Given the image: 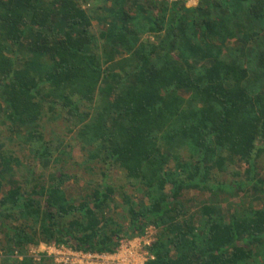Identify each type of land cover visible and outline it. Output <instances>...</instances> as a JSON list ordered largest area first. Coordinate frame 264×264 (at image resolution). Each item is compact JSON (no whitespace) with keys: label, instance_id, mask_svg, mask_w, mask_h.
I'll list each match as a JSON object with an SVG mask.
<instances>
[{"label":"trees","instance_id":"obj_1","mask_svg":"<svg viewBox=\"0 0 264 264\" xmlns=\"http://www.w3.org/2000/svg\"><path fill=\"white\" fill-rule=\"evenodd\" d=\"M0 123V264H264V0H0Z\"/></svg>","mask_w":264,"mask_h":264},{"label":"built area","instance_id":"obj_2","mask_svg":"<svg viewBox=\"0 0 264 264\" xmlns=\"http://www.w3.org/2000/svg\"><path fill=\"white\" fill-rule=\"evenodd\" d=\"M143 240L136 238L123 241L120 248L113 253L74 251L70 247H58L55 244L32 246L30 253L34 259L39 260L40 252L45 251L48 256L54 258L56 264H144L148 259L144 247L150 244V241L148 237ZM20 257L22 258V256Z\"/></svg>","mask_w":264,"mask_h":264},{"label":"rangeland","instance_id":"obj_3","mask_svg":"<svg viewBox=\"0 0 264 264\" xmlns=\"http://www.w3.org/2000/svg\"><path fill=\"white\" fill-rule=\"evenodd\" d=\"M186 2H187L188 6H195V5H197L198 0H186ZM47 121L49 122L48 124H46L47 128L45 130L47 133V136H46L47 139L53 138L56 136H61V138H63L64 140L71 141L70 139H71V137L74 136V132H69V130L66 128L65 124L62 121H57L54 117L47 118ZM71 128L74 129V126H71ZM17 131H19V129L16 130V132ZM16 132L12 133L11 130H8L6 125H3L2 123H0V139L4 141V145L6 147H14L16 145V143L18 142V139L15 138V135H17ZM11 136H13V138H14V141H13L14 143L10 142L9 137H11ZM39 144H42V143H39ZM81 153H82V151H81L79 144L75 145L74 148L72 149V159L74 161L80 160L81 159ZM263 154H264V152H263ZM63 158L65 160L69 161L68 156H64ZM68 163H70V161ZM233 167L236 170L240 171L239 176H235L231 173V170L234 169ZM259 167H260L261 173L264 175V155H262V157L259 159ZM244 168H245V166L243 165V162L241 160H238L236 163V166H229L228 170L224 174V178L225 179H230V178L231 179H233V178L238 179L241 176H243V173L245 170ZM70 169H71V166H70ZM6 184L9 185V183H6ZM83 187H84V184H83L82 180L81 181L80 180L79 181L73 180V181H70L68 184H66V189L69 192V195H71V196H78L83 191ZM194 194H195V192H193L191 195H194ZM251 197H252V199H257L258 198L257 193L253 192ZM230 199L233 200L234 202L239 201V199L236 197H233ZM256 207H258V206H256ZM155 233H156V229L151 227L148 229L146 236L143 238L148 237L149 241L151 242L152 237ZM134 239H136V238H134ZM134 239H131V240H134ZM1 259H2V257H0V263H1Z\"/></svg>","mask_w":264,"mask_h":264}]
</instances>
